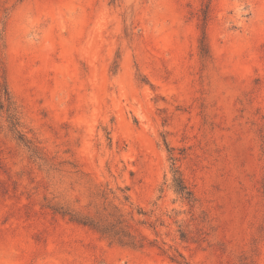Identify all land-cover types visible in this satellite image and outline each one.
<instances>
[{
  "label": "rangeland",
  "instance_id": "rangeland-1",
  "mask_svg": "<svg viewBox=\"0 0 264 264\" xmlns=\"http://www.w3.org/2000/svg\"><path fill=\"white\" fill-rule=\"evenodd\" d=\"M6 94L0 264H264V0H0Z\"/></svg>",
  "mask_w": 264,
  "mask_h": 264
},
{
  "label": "trees",
  "instance_id": "trees-1",
  "mask_svg": "<svg viewBox=\"0 0 264 264\" xmlns=\"http://www.w3.org/2000/svg\"><path fill=\"white\" fill-rule=\"evenodd\" d=\"M0 107L2 109L5 108L11 128L14 132H16L17 138L24 142L29 149H32L30 141L25 138L24 134L19 129L20 121L18 111L12 101V97L9 94H6L5 99L0 101ZM173 173V187L176 193L189 202L194 201V193L184 182L179 171L174 169ZM123 198L124 200L129 201L130 197L127 194H123ZM64 214H69L72 220L81 222L84 225L95 229L97 232L109 238L113 242L132 247L143 246V243L129 230V227L125 223L121 208H119L118 205L111 204L110 206H104L102 210L97 211V215L88 214L79 217L74 213L66 211Z\"/></svg>",
  "mask_w": 264,
  "mask_h": 264
}]
</instances>
